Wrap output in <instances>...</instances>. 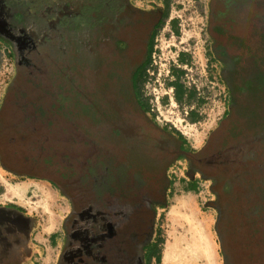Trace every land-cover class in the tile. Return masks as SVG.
Wrapping results in <instances>:
<instances>
[{
  "label": "flooded vegetation",
  "instance_id": "af4514ba",
  "mask_svg": "<svg viewBox=\"0 0 264 264\" xmlns=\"http://www.w3.org/2000/svg\"><path fill=\"white\" fill-rule=\"evenodd\" d=\"M148 2L0 0V44L15 63L0 100V163L68 203L58 264H148L156 207L173 185L168 169L183 156L222 184L215 204H238L253 229L264 214V0H209L210 62L228 109L196 152L156 124L141 92L164 19ZM226 188L238 201L226 202ZM1 207L0 264H23L35 221ZM218 209L224 220L227 208Z\"/></svg>",
  "mask_w": 264,
  "mask_h": 264
},
{
  "label": "rangeland",
  "instance_id": "374dc122",
  "mask_svg": "<svg viewBox=\"0 0 264 264\" xmlns=\"http://www.w3.org/2000/svg\"><path fill=\"white\" fill-rule=\"evenodd\" d=\"M148 1V4L162 12L164 19L155 33L154 48L145 79L141 85V92L147 102L149 116L156 119V124L175 134H181L183 150L196 152L204 148L210 133L219 128L218 123L228 109L225 93L220 87L219 78L210 62L206 31L209 0ZM70 49L75 53L77 51L79 55V46ZM63 53L66 54V57L68 56L65 51ZM14 67L12 53L9 52L6 45L0 44V100H2L7 84L13 77ZM178 68L183 70L180 80L190 96L184 97L182 102L176 100L175 89L171 86L172 82L176 80L174 71ZM73 69L74 81L72 83L78 86L77 68ZM70 109L75 110L77 121L82 118V111L77 106ZM82 127L84 128L83 125ZM83 132L90 131L85 129ZM261 160L263 161L264 158L261 157ZM262 170L264 179V168ZM168 171L172 175L173 185L167 203L156 207L157 219L155 221L157 232L154 241L159 244L162 261L159 263L153 258L148 264H173V262L165 263L163 261L166 245L173 242V235H176L181 241V249L185 248L186 234H184L183 226H186L187 222L183 220V217H187L189 212L181 207L182 199L193 203L187 205V208L191 211L195 209L194 212L197 213L198 222L195 225L205 224L204 221H207V237L215 264H225L219 236L220 230L226 234L229 263L249 264L245 249L248 244H251L243 233L244 231H253V235H255L258 232L255 236L257 237L259 236L258 227L255 225L253 230H249V225L244 223L247 220L240 218L241 209L238 204L229 210L230 207H227L223 203L224 201L219 204L214 203L217 202L215 190L221 191L222 184L217 185L214 179L202 174L201 170L194 167L190 159L185 156L175 161ZM190 175L195 179V185L192 188H190L192 179ZM213 186H216L215 190ZM242 190L245 196L251 192V188L248 190L246 185L242 187ZM223 192L228 197L226 202L234 199V201H238V196L228 194L231 192V188H226V191ZM243 193H240L241 197L244 196ZM261 193L258 191L264 204V189ZM251 197L254 198L253 194ZM6 205L24 210L31 216L30 220L35 221L31 242L32 257L25 258L23 264H58L63 234L61 225L69 211V205L63 199L58 188L47 182L8 172L2 168L0 163V209H4L5 207L1 206ZM218 208H227L224 220L219 216ZM10 211L14 214L17 213L15 209H10ZM263 216L261 215L262 219H264ZM11 218L6 216L4 220L8 221ZM4 225L6 224H1V226ZM260 225L264 231V225ZM6 228L9 229L7 226ZM8 229L6 230L9 231ZM253 248L255 260L259 264H264V247L260 245ZM195 260V258L186 255L184 250H181L177 256L176 264H207L204 261L196 263ZM143 264H145L144 261Z\"/></svg>",
  "mask_w": 264,
  "mask_h": 264
},
{
  "label": "bare ground",
  "instance_id": "6f19581e",
  "mask_svg": "<svg viewBox=\"0 0 264 264\" xmlns=\"http://www.w3.org/2000/svg\"><path fill=\"white\" fill-rule=\"evenodd\" d=\"M190 203L192 202H189L187 199H182L181 201V207L183 208V210H185L186 212H189L187 214V217H183V220L187 222V225L183 226L181 224L185 230L184 234H186V236L184 235L186 238V241H185L186 246L184 249L183 248L181 249V243H180L181 241H179V238L176 235H173V242L168 243L166 245V248L163 254V261L165 263L173 262V264H176L177 256L179 252L181 250H184V253L186 255H188L190 258L192 257L196 259L195 260L196 263L199 261L200 262L204 261V263L206 262L207 264H215L214 257L212 256V248H211V245L207 237V229H206L207 221L206 222L204 221L205 224L195 225V223L198 222L196 218L197 213L194 212L195 209L191 211L187 208V205H189Z\"/></svg>",
  "mask_w": 264,
  "mask_h": 264
},
{
  "label": "trees",
  "instance_id": "16d2710c",
  "mask_svg": "<svg viewBox=\"0 0 264 264\" xmlns=\"http://www.w3.org/2000/svg\"><path fill=\"white\" fill-rule=\"evenodd\" d=\"M175 76H176V80L172 82L171 86L175 89V98L178 102H182L184 97H190L188 95V93L186 92V89L184 87V85L181 83V77H182V74H183V70H180L179 68L176 69L175 71ZM188 99V98H187ZM194 120H196L194 118ZM239 206V205H238ZM233 207H235L233 205ZM235 211V210H233ZM263 216V214H262ZM264 217V216H263ZM247 223V225L251 222V221H244V223ZM264 219L261 218H258L257 217V221H255V225H257V227L260 225V224H263L264 225ZM253 223V221L251 222V224ZM250 225V224H249ZM252 226V225H251ZM247 227V226H246ZM253 230V227H249V230ZM220 230V228H219ZM258 230H259V236L255 237L257 234L253 235V231H250L247 234V238H248V242H250L251 245H247V249H245V252L247 254V259L249 260V264H259L258 261L255 260V250L253 247H256V246H260L262 245L264 247V231L263 229L261 228V225L258 227ZM262 231V233H261ZM243 235L245 236V234L243 233ZM219 236H220V240H221V244H222V249H223V255L225 256V264H230L229 263V260H230V257H228V250H227V247H226V241H225V238H226V234L224 232H222V230L219 231ZM244 239V238H243ZM159 244L157 242H155L153 245H152V248L150 250V253L148 254V260L151 261L153 258H155L159 263L162 261V252L161 250L159 249ZM251 256V257H249Z\"/></svg>",
  "mask_w": 264,
  "mask_h": 264
},
{
  "label": "crops",
  "instance_id": "0c3cea01",
  "mask_svg": "<svg viewBox=\"0 0 264 264\" xmlns=\"http://www.w3.org/2000/svg\"><path fill=\"white\" fill-rule=\"evenodd\" d=\"M68 209H70V208H68Z\"/></svg>",
  "mask_w": 264,
  "mask_h": 264
}]
</instances>
